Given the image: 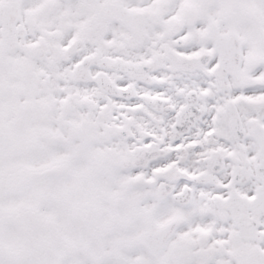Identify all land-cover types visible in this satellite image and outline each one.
I'll use <instances>...</instances> for the list:
<instances>
[{"label":"snow or ice","instance_id":"obj_1","mask_svg":"<svg viewBox=\"0 0 264 264\" xmlns=\"http://www.w3.org/2000/svg\"><path fill=\"white\" fill-rule=\"evenodd\" d=\"M0 264H264V0H0Z\"/></svg>","mask_w":264,"mask_h":264}]
</instances>
